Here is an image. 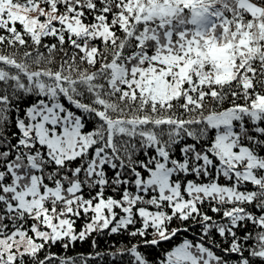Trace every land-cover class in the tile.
I'll list each match as a JSON object with an SVG mask.
<instances>
[{"label":"snow or ice","instance_id":"6c2138e0","mask_svg":"<svg viewBox=\"0 0 264 264\" xmlns=\"http://www.w3.org/2000/svg\"><path fill=\"white\" fill-rule=\"evenodd\" d=\"M109 255L264 264V0H0V264Z\"/></svg>","mask_w":264,"mask_h":264},{"label":"trees","instance_id":"16d2710c","mask_svg":"<svg viewBox=\"0 0 264 264\" xmlns=\"http://www.w3.org/2000/svg\"><path fill=\"white\" fill-rule=\"evenodd\" d=\"M123 238L122 237H103L99 240V245L97 248H92L91 241L88 242H83V243H77L73 252L71 254H77V253H84L87 255L89 252H94V251H100L102 253L104 252H109V251H115V247H119V241H121ZM53 251L60 252L61 249L59 247L54 248ZM113 257L112 256H104L102 258H97L96 260L92 261L91 264H113ZM116 259V264H120L119 258ZM127 258H125L126 260Z\"/></svg>","mask_w":264,"mask_h":264}]
</instances>
